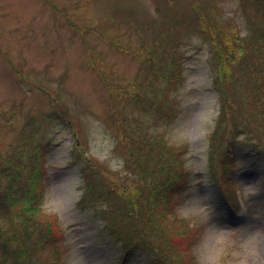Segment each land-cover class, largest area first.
<instances>
[{
	"label": "rangeland",
	"instance_id": "obj_1",
	"mask_svg": "<svg viewBox=\"0 0 264 264\" xmlns=\"http://www.w3.org/2000/svg\"><path fill=\"white\" fill-rule=\"evenodd\" d=\"M196 1L0 0V193L7 183L18 186L17 178L9 181L3 173L5 166L27 186L36 140L41 143L40 206L45 216L54 214V242L39 254L50 252V263L58 256V264H158L140 245L125 255L103 200L80 203L86 156L77 149L70 121L58 117L67 111L80 126L76 135L90 162L140 178L130 153L149 148L121 138L113 120L120 111L132 123L140 121L152 140L161 134L167 144L187 147L181 154L185 175L170 198L175 212L165 219L175 214L186 220L189 233L172 240L184 264H264V157L243 138L235 141L228 176L236 208L220 193L209 164V134L219 110L213 33L222 29L228 36L234 28L249 37L248 12L257 7L247 0ZM136 91L146 98H131ZM165 94L171 106L159 103ZM48 113L56 117L44 121ZM75 153L79 158L71 162ZM15 247L0 238L1 264L13 259L5 261V248Z\"/></svg>",
	"mask_w": 264,
	"mask_h": 264
},
{
	"label": "trees",
	"instance_id": "obj_2",
	"mask_svg": "<svg viewBox=\"0 0 264 264\" xmlns=\"http://www.w3.org/2000/svg\"><path fill=\"white\" fill-rule=\"evenodd\" d=\"M196 2L193 0L192 4L196 6ZM247 2L245 3L253 9L255 8L250 3H254L257 7V11L248 12L249 24L253 26L249 37L240 36L234 28L233 34L227 36V33L223 32L225 30L220 29L222 36L213 33L212 40L214 45L211 63L215 67L212 87L216 93L219 110L215 125L209 134V164L220 193L232 208L239 205L234 194L235 186L228 176L233 167L235 141L240 137L243 138L264 157V8L260 0H247ZM197 6L198 9L204 8ZM203 10H200V14ZM200 14L198 20L199 16L200 20L203 18ZM213 25L214 23L211 22L208 29L212 31ZM205 27L202 25V28L207 29ZM167 38L163 36L159 39ZM177 75L178 70L175 69L172 78H176ZM138 77L139 80L141 79L138 74L135 80ZM148 86L153 88L154 83L149 82ZM129 95L134 99L136 96L139 102L146 98L142 91L132 92ZM159 103L167 107L166 105H172V100L165 94ZM120 113L119 111L118 116L116 115L113 120L121 138L129 140L131 145L141 142L147 144L149 148L148 151L139 148L137 155L130 153L131 164L141 172L140 178L134 179L129 175L120 174L119 171H112L98 162L97 165L90 162L83 142L76 135L80 126L78 128L74 125L67 111L58 115L70 121L75 139L80 143L79 145L76 143L77 149L81 155L86 156L87 163L81 168L86 176V184L80 203L87 205L97 199L106 203L109 229L121 241L125 255L134 246L140 245L158 264H184L183 253L179 252L177 245L172 242L175 237L187 234L186 220L176 217L175 214L170 220L171 223L166 222L165 219L168 213L175 212L169 205L170 198L177 185H181L185 175L181 154L187 147L185 144L169 145L161 134L157 135L155 141L152 140L148 134L141 131L140 121L132 123ZM53 117H56L54 113H48L42 119L46 121ZM133 124L135 127L132 126ZM36 143H38L37 158L33 157L35 153L30 156V159L35 160L31 173L25 180L27 186L19 183L18 172L14 168L13 171L6 166L2 169L9 181L14 178L18 180L16 188H12L7 183L3 193H0V238L5 242H16L15 249L8 251L6 247L4 250L5 261L10 256L13 258L8 264H52L50 252L48 256L43 257L39 254L41 248L47 245L51 247V243L54 242L51 241L54 214L49 213L45 216L40 206L43 191L42 187L40 188L43 176L40 153L43 145L37 140ZM77 158L79 155L75 153L70 160L74 162L78 160ZM96 168L101 171V175L98 176V172L94 171ZM108 174L110 177L107 176ZM120 206L122 211L116 213ZM4 212L8 215V219L4 217ZM116 223H120L125 228L118 229ZM35 256L36 258L41 256L40 263L34 261ZM59 260L57 256L54 264H58Z\"/></svg>",
	"mask_w": 264,
	"mask_h": 264
}]
</instances>
